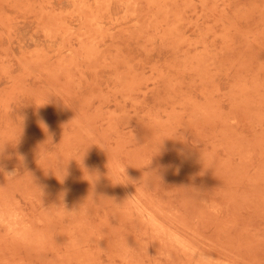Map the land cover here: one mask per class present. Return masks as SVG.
<instances>
[{"label":"rangeland","instance_id":"rangeland-1","mask_svg":"<svg viewBox=\"0 0 264 264\" xmlns=\"http://www.w3.org/2000/svg\"><path fill=\"white\" fill-rule=\"evenodd\" d=\"M0 151V264H264V0H0Z\"/></svg>","mask_w":264,"mask_h":264},{"label":"clouds","instance_id":"clouds-1","mask_svg":"<svg viewBox=\"0 0 264 264\" xmlns=\"http://www.w3.org/2000/svg\"><path fill=\"white\" fill-rule=\"evenodd\" d=\"M53 145H55V144H53ZM2 151H0V152H2ZM20 158H21L20 160L22 162L23 157H20ZM0 172L4 173L6 180H9L12 182H15L16 180L22 178L26 174H30L27 171L21 173L18 169H15L11 172H4V169L2 167H0ZM31 177H32V175H31ZM32 180L34 182L33 177H32ZM45 210H47V208H45ZM66 211H68V210L66 209ZM68 212L79 213L80 208L77 207V208H75L71 211H68ZM10 236H12L13 239L18 240L22 243H26L29 245H36V246H41L46 239V236L43 232L37 231L33 228H29L25 232H23L22 234H19V235H17L16 232H12V233H10ZM192 260H193V264H219V258L215 254H213L210 250H207V249H200L192 257Z\"/></svg>","mask_w":264,"mask_h":264}]
</instances>
